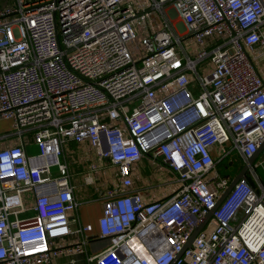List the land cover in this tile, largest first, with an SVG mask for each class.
I'll list each match as a JSON object with an SVG mask.
<instances>
[{
	"label": "built area",
	"instance_id": "2783aa9c",
	"mask_svg": "<svg viewBox=\"0 0 264 264\" xmlns=\"http://www.w3.org/2000/svg\"><path fill=\"white\" fill-rule=\"evenodd\" d=\"M154 9L172 10L183 29L165 17L162 29L138 33V16ZM134 38L143 47L137 59L127 45ZM188 38L198 45L192 56ZM259 62L264 0H0V120L11 121L0 133V264L84 253L89 227L71 230L77 220L67 215L78 205L60 159L69 140L87 141L120 181L98 219L108 244L89 260L264 264V147L250 162L264 144ZM199 66L211 69L203 75ZM233 153L248 166L246 179L216 206L232 181L217 166ZM146 154L176 175L179 186L164 199L122 190ZM23 193L32 194L31 207ZM72 231L82 233L78 242L51 248L50 236Z\"/></svg>",
	"mask_w": 264,
	"mask_h": 264
},
{
	"label": "crops",
	"instance_id": "0c3cea01",
	"mask_svg": "<svg viewBox=\"0 0 264 264\" xmlns=\"http://www.w3.org/2000/svg\"><path fill=\"white\" fill-rule=\"evenodd\" d=\"M177 26L181 25L177 23ZM193 50L194 53L192 55L196 53L198 47L194 46ZM202 68L205 70L204 67ZM189 79L191 87H195L194 75L189 74ZM2 143L3 141H0V145ZM62 149L61 156L63 157V161L67 163L69 180L73 186L74 198L78 203L76 208L67 214L69 218L75 217L77 220L76 223L71 222L69 228L73 230L78 225H87L89 230L86 235L90 240L85 245L84 253L68 254L67 252L58 251L52 256L51 263L96 264L94 260H89V256L95 254L108 244L107 239L98 237V219L102 214L107 196L106 192L109 189L120 187V181L116 175L117 166L110 163L108 159H99L96 151L87 141L75 142L69 140L63 144ZM34 150H36V147L33 145L27 147L29 153ZM93 165H95V168H92ZM243 167L240 159L235 160L234 163L230 162L226 164L225 169L232 173V175H227V177L233 180ZM219 172L221 173L220 170ZM88 175L93 176L91 183H86L85 181ZM222 175L226 176L225 174ZM172 176V172L163 164L159 157L146 154L132 165L130 174L132 180L131 186L122 187V190L139 193L144 202L161 200L170 196L179 186L178 184H174L176 179H173ZM23 199L26 206H32L31 193H23ZM81 238L82 233L72 231L68 234L50 236L49 243L52 249L60 250L74 245Z\"/></svg>",
	"mask_w": 264,
	"mask_h": 264
},
{
	"label": "rangeland",
	"instance_id": "374dc122",
	"mask_svg": "<svg viewBox=\"0 0 264 264\" xmlns=\"http://www.w3.org/2000/svg\"><path fill=\"white\" fill-rule=\"evenodd\" d=\"M139 2H140L141 4H144V3L146 2V0H139ZM170 12H171V13H167V14L164 16V15L161 14L157 9H154V10H151L149 17H146L145 19H143L141 16H138V19H137V21H136V31H137L138 33H142V29H143V30H146V29L151 30V26H150V25H153L154 28H156V29H162V28H163V25H164L163 20H164L165 17H170V18H172L173 24H174L175 26H177V25H176L177 23L181 24V23H180V19H179V17H177V16L174 14L173 11L170 10ZM181 25H182V24H181ZM141 28H142V29H141ZM177 28H178V30H182V29H183L182 26H177ZM127 45H128V47H129V50H130V52H131L132 57H133L134 59H137L138 56H139V55L142 53V51H143V47H142V45L140 44V41H139L137 38H134V39H131V40L128 42ZM194 46H197V47H198V45H196V42H194L191 38H188V40H187L185 43H183L184 50H185L186 53H188L189 55H192V54L194 53V50H193ZM178 47H179V46H178ZM179 48H180V47H179ZM182 54H184V53L182 52ZM258 65H259V68H260V69L262 70V72L264 73V66L262 65V63L259 62ZM210 69H211V68H210ZM210 69H209V67H208V68H206L205 70H204V69L202 70V67H201V66L198 67V70H199L200 73L203 74V75L208 74L209 71H210ZM136 104H137V101L131 103V104H130V107L133 106V105H136ZM10 128H11V121H10V120H7V119L0 120V133L4 132V131H6V130H9ZM30 153H37V149L34 150V151H30ZM232 158H234V159H236V160L239 159L237 153H233V154L230 155V157L227 158V159L225 160V162H223V163H225V164H229V163L231 162L230 159H232ZM60 159L63 161V157H62V156H60ZM223 163H222L220 166H218L219 169H221V166L223 165ZM53 172H55V168H53ZM258 173H259L261 176L264 177V169H263V168L259 169V170H258ZM172 174H173L172 178L175 179L176 175H175L174 173H172ZM174 184H178V185H179V183H178L177 181H175ZM177 188H178V187H177Z\"/></svg>",
	"mask_w": 264,
	"mask_h": 264
},
{
	"label": "water",
	"instance_id": "95a60500",
	"mask_svg": "<svg viewBox=\"0 0 264 264\" xmlns=\"http://www.w3.org/2000/svg\"><path fill=\"white\" fill-rule=\"evenodd\" d=\"M264 147V144L260 147V149L251 157L250 162L252 163L260 154V152L262 151ZM248 170V166L245 165L242 170L238 173V175L235 176V178L231 181L229 187L223 191V193L220 195V197L217 199V203L216 206L223 200V198H225L228 193L230 192V190L234 187V185L240 180V179H246V172ZM213 210L209 211L203 218L202 220L197 224V226L195 227V229L193 230L188 242L186 243L184 248H187L188 246H190L192 240L194 239V237L197 235V233L201 230V228L203 227V225L205 224V222L209 219V217L211 216Z\"/></svg>",
	"mask_w": 264,
	"mask_h": 264
},
{
	"label": "trees",
	"instance_id": "16d2710c",
	"mask_svg": "<svg viewBox=\"0 0 264 264\" xmlns=\"http://www.w3.org/2000/svg\"><path fill=\"white\" fill-rule=\"evenodd\" d=\"M223 162H225V161H220V162L218 163V166H220ZM225 166H226V164L223 163V165L221 166V169H219V168H218V169L221 171L222 174H225L226 176H227V175H232L231 171L225 169ZM232 170H233V169H232Z\"/></svg>",
	"mask_w": 264,
	"mask_h": 264
}]
</instances>
